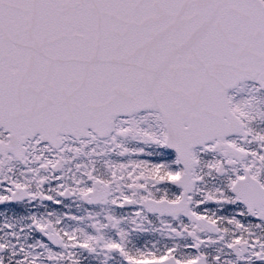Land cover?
Segmentation results:
<instances>
[{
  "label": "snow or ice",
  "instance_id": "obj_1",
  "mask_svg": "<svg viewBox=\"0 0 264 264\" xmlns=\"http://www.w3.org/2000/svg\"><path fill=\"white\" fill-rule=\"evenodd\" d=\"M0 264H264V0H0Z\"/></svg>",
  "mask_w": 264,
  "mask_h": 264
}]
</instances>
